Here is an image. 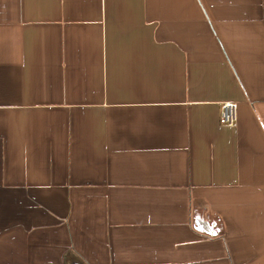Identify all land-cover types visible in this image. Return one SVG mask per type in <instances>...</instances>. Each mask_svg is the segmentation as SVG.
Returning a JSON list of instances; mask_svg holds the SVG:
<instances>
[{
    "label": "crops",
    "instance_id": "0c3cea01",
    "mask_svg": "<svg viewBox=\"0 0 264 264\" xmlns=\"http://www.w3.org/2000/svg\"><path fill=\"white\" fill-rule=\"evenodd\" d=\"M0 264H264V0H0Z\"/></svg>",
    "mask_w": 264,
    "mask_h": 264
},
{
    "label": "built area",
    "instance_id": "2783aa9c",
    "mask_svg": "<svg viewBox=\"0 0 264 264\" xmlns=\"http://www.w3.org/2000/svg\"><path fill=\"white\" fill-rule=\"evenodd\" d=\"M219 123L232 127L237 122V104L234 102H224L219 109Z\"/></svg>",
    "mask_w": 264,
    "mask_h": 264
}]
</instances>
